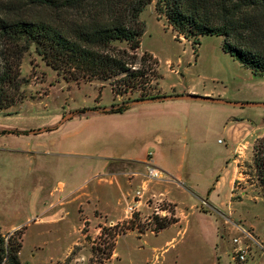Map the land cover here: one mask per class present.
Returning a JSON list of instances; mask_svg holds the SVG:
<instances>
[{"label": "rangeland", "instance_id": "374dc122", "mask_svg": "<svg viewBox=\"0 0 264 264\" xmlns=\"http://www.w3.org/2000/svg\"><path fill=\"white\" fill-rule=\"evenodd\" d=\"M156 1L153 0L140 16L145 32L137 52L139 57L149 53L159 62L157 73L162 78L152 80L151 87L155 91L151 89L150 97L159 95L160 87L165 92L189 88L204 98L211 97L204 93L212 91L231 105L237 102L264 104V78L253 77L232 62L222 52L223 39L220 37L201 38L195 54L193 41L175 35L165 18H159ZM9 3L10 0H0V17L9 16ZM14 12L26 17L39 11L20 4ZM22 46L19 50L10 48L9 52H17L13 61L19 66L20 94L24 99L15 107L0 112V131L8 132L0 135V227L3 232L14 227H17L15 230L25 228L19 256L22 264H90L92 246L100 243L99 225L119 220L127 208L126 197L140 187L138 182L130 184L124 172L117 179L109 170L95 175L96 165L67 155L65 136L81 129L83 123L79 119L89 114L82 111L132 103L141 93L114 96L109 82H67L62 74L46 65L34 46L27 49ZM7 53L0 38V61ZM248 109L258 112L261 107ZM69 115L72 116L63 121ZM261 124L259 132L264 130V123ZM219 138L210 139L215 153L224 149V145L218 143ZM241 156L240 171L250 172L251 148L243 147ZM80 168H85L83 184L73 188L69 183L70 173ZM221 168L220 176L227 171V166ZM64 181L68 185L62 193H50L58 182ZM228 192L229 185L224 181L220 190L222 200H226ZM33 194H38L39 200L36 206L30 207L24 198ZM234 199H241V202H233L225 209L229 218L220 225V242L216 219L200 212L204 206L197 200V211H189L187 217L183 213L177 215L180 223L158 235L148 232L139 238L136 232H129L120 237L114 255L106 264H217L218 259L221 264H232L233 252H230L234 238L240 240L237 246L247 255L246 264H264L261 189L247 182L241 174L235 184ZM59 200L61 202L57 203ZM50 202L57 203L56 207L52 208ZM80 207L82 213H79ZM165 208H168L165 203L148 201L147 205L140 206V212H134L138 213L140 224L147 225L155 211ZM54 212L59 215L56 221L34 222L35 215L48 217ZM165 213H160V217L170 216ZM85 222L89 223L85 226ZM113 225L108 223L106 227Z\"/></svg>", "mask_w": 264, "mask_h": 264}, {"label": "trees", "instance_id": "16d2710c", "mask_svg": "<svg viewBox=\"0 0 264 264\" xmlns=\"http://www.w3.org/2000/svg\"><path fill=\"white\" fill-rule=\"evenodd\" d=\"M9 16L0 17V38L8 53L0 61V112L22 103L19 66L13 61L19 50L35 47L46 65L63 75L67 82H109L114 96L140 92L132 103L110 108L95 107L82 111L123 113L136 102L166 99L150 97L152 80L159 81L158 60L149 53L138 56L145 26L140 16L153 0H10ZM20 4L38 9L34 15L16 14ZM159 18L164 17L171 31L193 41L197 54L201 38L220 37L223 50L253 75L264 77V0H157ZM44 11V12H41ZM11 45V47L8 46ZM120 45H126L122 48ZM19 54V53H18ZM157 85L159 84L156 83ZM197 97L196 95H194ZM8 134L0 131V135ZM250 172L241 171L247 182L259 187L264 198V137L253 145ZM237 183V182H236ZM170 216L154 213L147 225L140 224L138 213L113 226L100 225L99 244L92 246L90 264H106L112 258L122 236L137 231L155 234L178 223L172 205ZM82 213V211H80ZM95 212V216H96ZM98 217V216H96ZM89 222H85V226ZM25 228L2 234L0 264H22ZM83 229V233H84Z\"/></svg>", "mask_w": 264, "mask_h": 264}, {"label": "crops", "instance_id": "0c3cea01", "mask_svg": "<svg viewBox=\"0 0 264 264\" xmlns=\"http://www.w3.org/2000/svg\"><path fill=\"white\" fill-rule=\"evenodd\" d=\"M222 52L241 66L223 48ZM245 70L253 77L264 78ZM160 91L159 96H166V99L136 102L123 113L89 112L85 118L79 119L83 123L81 129L65 136L67 155L89 160V163L97 166V171L93 172L95 175L109 170L117 179L124 172L129 176L130 184L138 182L140 190L126 197L127 208L119 220L100 225L108 226V223L116 224L129 219V207H135L134 211L140 212L141 205L152 201L174 207L175 217L179 220L172 225L175 226L180 223L177 215L183 213L187 217L189 211H197V200H200V204L204 206V210L200 209V212L216 219L218 237L220 225L225 224L229 218L225 209L233 202H241V199H234L235 184L241 179V150L247 146L248 149L251 148L253 155L255 141L264 137V130L259 132L261 122L264 123V107L257 112L245 106L250 102L230 105L203 100L205 96H198L196 90L191 91L189 88L165 92L160 87ZM187 95L200 98H184ZM204 95L211 96L209 98L213 100L228 102L212 91L205 92ZM212 137H221L218 139V143L224 145L221 153L213 151L210 144ZM222 166H227V171L220 176ZM84 176L85 168L72 170L70 185L73 188L79 187L83 184ZM224 181L229 185L225 201L220 194ZM66 185V181L58 182L55 188L58 191L54 189L50 193H62ZM24 199L29 202L30 207L36 206L39 195L33 194ZM60 202L61 200L57 201ZM50 203L53 204L52 208L56 207L57 203ZM80 211L82 207L79 213ZM163 212L170 214L167 210L155 211L159 216ZM35 218L34 222L40 224L56 221L59 215L54 212L48 217L39 218L35 215ZM15 229L17 227L8 232L1 229V232L6 235ZM131 232L138 234L137 231ZM148 232L151 231L146 233ZM217 240L220 242V237ZM236 247L238 246L233 243L230 254ZM217 261V264H221L219 259Z\"/></svg>", "mask_w": 264, "mask_h": 264}, {"label": "built area", "instance_id": "2783aa9c", "mask_svg": "<svg viewBox=\"0 0 264 264\" xmlns=\"http://www.w3.org/2000/svg\"><path fill=\"white\" fill-rule=\"evenodd\" d=\"M139 196V192L137 193ZM129 212L131 213V216L134 212L133 207H129ZM233 243L238 245L240 240L238 238H234ZM232 264H246V260H247V255L245 252H243V250L241 249V247H236L233 249V254H232Z\"/></svg>", "mask_w": 264, "mask_h": 264}, {"label": "water", "instance_id": "95a60500", "mask_svg": "<svg viewBox=\"0 0 264 264\" xmlns=\"http://www.w3.org/2000/svg\"><path fill=\"white\" fill-rule=\"evenodd\" d=\"M184 98H200V97H195V96H190V95H187V96H184ZM203 100H207V101H215V102H220V103H226V104H230V102H227V101H221V100H213V99H210V98H202ZM236 105V104H235ZM245 106H249V107H264V104H258V103H251V104H246ZM72 115H69V116H66L63 121H65L66 119H69V117H71Z\"/></svg>", "mask_w": 264, "mask_h": 264}]
</instances>
